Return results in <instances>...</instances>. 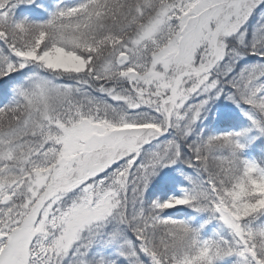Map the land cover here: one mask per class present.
<instances>
[{"label":"snow or ice","instance_id":"snow-or-ice-1","mask_svg":"<svg viewBox=\"0 0 264 264\" xmlns=\"http://www.w3.org/2000/svg\"><path fill=\"white\" fill-rule=\"evenodd\" d=\"M0 264H264V0H0Z\"/></svg>","mask_w":264,"mask_h":264}]
</instances>
